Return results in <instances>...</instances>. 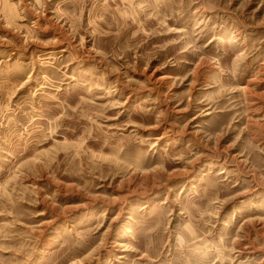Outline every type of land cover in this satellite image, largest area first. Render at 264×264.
<instances>
[{
	"label": "rangeland",
	"instance_id": "374dc122",
	"mask_svg": "<svg viewBox=\"0 0 264 264\" xmlns=\"http://www.w3.org/2000/svg\"><path fill=\"white\" fill-rule=\"evenodd\" d=\"M0 264H264V0H0Z\"/></svg>",
	"mask_w": 264,
	"mask_h": 264
}]
</instances>
